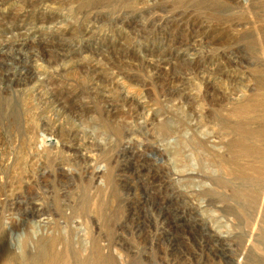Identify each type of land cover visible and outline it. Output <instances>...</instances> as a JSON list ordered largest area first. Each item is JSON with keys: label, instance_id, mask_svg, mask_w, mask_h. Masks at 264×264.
Instances as JSON below:
<instances>
[{"label": "rangeland", "instance_id": "obj_1", "mask_svg": "<svg viewBox=\"0 0 264 264\" xmlns=\"http://www.w3.org/2000/svg\"><path fill=\"white\" fill-rule=\"evenodd\" d=\"M0 264H264V0H0Z\"/></svg>", "mask_w": 264, "mask_h": 264}]
</instances>
